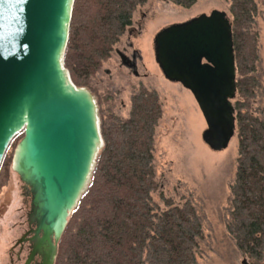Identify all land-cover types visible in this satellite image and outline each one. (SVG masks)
<instances>
[{
    "label": "trees",
    "instance_id": "1",
    "mask_svg": "<svg viewBox=\"0 0 264 264\" xmlns=\"http://www.w3.org/2000/svg\"><path fill=\"white\" fill-rule=\"evenodd\" d=\"M188 10L197 0H166ZM261 0H229L236 69L233 100L237 157L226 228L253 264L264 260V109L257 76L255 30ZM147 0H74L62 63L77 88L95 94L93 81ZM112 95L103 99L111 102ZM99 106H100V102ZM162 105L155 90L138 87L127 118L99 109L103 142L90 183L69 215L54 264H198L203 228L190 200L160 194L155 171V133ZM0 164V182L10 156Z\"/></svg>",
    "mask_w": 264,
    "mask_h": 264
},
{
    "label": "water",
    "instance_id": "2",
    "mask_svg": "<svg viewBox=\"0 0 264 264\" xmlns=\"http://www.w3.org/2000/svg\"><path fill=\"white\" fill-rule=\"evenodd\" d=\"M73 2L0 0V164L23 133L12 169L30 196L28 222L43 264H54L103 145L95 101L62 63ZM153 55L164 79L195 100L206 125L203 143L213 152L227 149L235 134L236 69L226 13L164 27L153 38Z\"/></svg>",
    "mask_w": 264,
    "mask_h": 264
},
{
    "label": "rangeland",
    "instance_id": "3",
    "mask_svg": "<svg viewBox=\"0 0 264 264\" xmlns=\"http://www.w3.org/2000/svg\"><path fill=\"white\" fill-rule=\"evenodd\" d=\"M229 6V0H197L194 6L185 10L166 0H147L135 12L131 31L127 29L118 47L120 50L126 48L129 56L133 49L137 51L138 78L120 67L118 58L111 55L95 76V94L90 93L99 119V109L112 110L127 118L131 95L140 86L157 92L162 117L155 133L154 157L159 190L153 199L160 203L162 194L177 204L190 200L195 205L203 228L197 251L198 264H241L243 259L246 264H253L238 251L226 228L231 212L229 188L236 169L237 141L233 137L227 149L220 152L211 151L203 143L201 137L206 125L197 104L188 90L164 79L154 60L153 38L168 25L209 14L212 10L225 12L230 20ZM259 10L255 25L260 55L257 76L263 94L255 106L264 109V0L259 2ZM127 42L132 44L129 49ZM107 93L113 97L111 102L103 99ZM19 140L9 147L8 168L0 182V264H8L9 249L25 222V202H30L25 185L12 169ZM259 264H264V260Z\"/></svg>",
    "mask_w": 264,
    "mask_h": 264
},
{
    "label": "flooded vegetation",
    "instance_id": "4",
    "mask_svg": "<svg viewBox=\"0 0 264 264\" xmlns=\"http://www.w3.org/2000/svg\"><path fill=\"white\" fill-rule=\"evenodd\" d=\"M132 28V26L130 27ZM129 28V32L131 29ZM128 33V32H127ZM129 35V34H128ZM122 40V39H121ZM121 41L116 44L113 48L112 55H115L119 62L120 67L127 70L130 75L135 78H138L137 74V51L132 50L131 55L129 56L125 50H120L118 47ZM128 46V47H127ZM126 47L129 49L132 47V44L127 42ZM27 194V192H26ZM26 205V218L23 224L22 232L19 234L17 239L14 241V244L9 249L8 264H43V256L37 252H34V225H30L28 222V214L30 212V202H25Z\"/></svg>",
    "mask_w": 264,
    "mask_h": 264
}]
</instances>
